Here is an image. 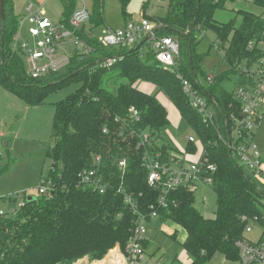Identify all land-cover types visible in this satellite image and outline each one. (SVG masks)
Returning a JSON list of instances; mask_svg holds the SVG:
<instances>
[{
  "label": "trees",
  "instance_id": "16d2710c",
  "mask_svg": "<svg viewBox=\"0 0 264 264\" xmlns=\"http://www.w3.org/2000/svg\"><path fill=\"white\" fill-rule=\"evenodd\" d=\"M120 1L125 6L129 0ZM233 1L169 0L166 15L157 20L161 26L154 30L157 36L177 40L176 72L198 89L208 103H216L222 132H225L224 119L234 103L222 83L235 73V65L246 59H250L247 63L254 61L257 50L248 52L246 48L249 43H256L264 31L263 15L243 10L237 11L241 17L238 26L234 21L217 25L213 18L215 11ZM249 1L264 9V0ZM62 4L67 20L74 11L75 1ZM3 6L0 86L30 107L43 104L52 88L67 81H78L79 88L54 105L52 143L46 157L55 170L54 173L48 170L41 178H50L55 189L49 195L33 196L30 201L26 197L12 214L0 215V264H74L82 258L106 263L121 259L115 247L123 251L132 228V215L122 197L115 193L120 182L117 161L127 158L123 185L142 208L157 198L156 191L145 182L137 139L127 134L130 130L149 132V150L153 153L164 152L167 145L169 150L173 149L166 135L169 125L166 109L155 95L145 93L140 83L162 92L194 131L197 142L187 143L185 151L194 153L204 147L210 161L216 165L211 186L216 195L213 219L205 218L197 211L193 193L180 189L168 196V208L160 212L158 221H169L184 231L181 246L183 254L191 258V264H207L214 256L235 261L234 242L243 230L240 217L256 215L264 209V190L237 163L228 148L217 141L215 128L201 123L200 116L188 105L175 74L158 66L145 43L131 49L101 47L93 33L102 23V0H93L88 25L77 32L89 47V53L73 55L69 66L59 74L32 80L26 75L21 56L11 49L18 25L12 0H3ZM206 31L215 35L217 48L224 53L223 63L230 67L209 86L199 80L200 74L203 80L206 74L200 68L203 56L195 53L199 36ZM112 56L122 58L110 70L98 68L100 61ZM108 71H113L114 77L124 81L114 90H109L107 81L103 80ZM239 83L242 84V79ZM130 107L138 110L140 123L121 125L115 121L125 120ZM96 155H101V174L112 187L103 195L76 186L78 172L90 168ZM148 245L145 243L146 248Z\"/></svg>",
  "mask_w": 264,
  "mask_h": 264
},
{
  "label": "built area",
  "instance_id": "2783aa9c",
  "mask_svg": "<svg viewBox=\"0 0 264 264\" xmlns=\"http://www.w3.org/2000/svg\"><path fill=\"white\" fill-rule=\"evenodd\" d=\"M65 2L69 0H59ZM75 8L69 18L65 20L64 9L59 22H53L42 9V2L28 0L23 18L18 17L17 30L12 37V52H19L23 60L26 75L32 80L47 78L59 74L70 64L72 56L88 54L89 47L78 36L77 32L88 25L90 10L86 0H74ZM161 1V0H157ZM169 1V0H164ZM246 1V0H238ZM27 24L26 34L31 42L22 38L21 28ZM160 26V25H159ZM152 22L141 16L136 21H127L122 28H105L96 36L98 44L103 48L131 49L145 43L154 54L158 66L174 73L181 84V91L187 98L188 105L201 119V123L212 126L216 130L217 141L223 143L233 155L237 163L251 176L255 183L264 190V163L260 151L253 143L252 136L264 123V31L258 41L249 43L247 51L257 50V57L251 63L246 59L242 64L234 67L236 83L230 91L234 103L224 119L225 132L221 130L217 118L216 103H208L206 98L188 80L176 72L179 58V44L175 38L157 36ZM120 56H112L100 61L97 66L103 70H110ZM226 66V70L230 67ZM225 70V71H226ZM221 73L206 74L203 85H211ZM232 76V75H231ZM242 79V84L239 80ZM127 118L116 119L121 125H135L141 118L138 110L130 107ZM106 133L107 130L103 129ZM127 135L137 139L136 146L141 148V165L145 171V182L149 188L157 193L156 200L144 208L140 206L136 197L125 190L123 178L128 165L127 158L117 161L120 182L115 193L122 197L132 215V228L123 251L117 247L124 264H191L187 255L165 263L161 257L155 258L147 251L145 243H149L148 226L152 220L158 221L161 211L168 208V196L180 189L195 193L200 184L212 186L216 165L210 161L204 147L194 153L181 149H167L162 152L149 150L151 136L147 131L135 133L130 130ZM187 143L195 144L193 136L186 137ZM216 145V143L214 144ZM102 157L96 155L90 168H84L77 174L76 186L89 190L91 193L103 195L112 188L109 181L101 174ZM49 170L54 173L55 168ZM55 189L50 178H40V186L36 195H49ZM29 196L23 192L19 197L17 208L21 207L24 199ZM16 208V209H17ZM15 209L11 210V214ZM4 214L0 210V215ZM243 224L241 236L234 242L237 252L235 261H227L221 256H214L207 264H264V209L256 215H242ZM253 228L258 229L255 239L249 240L247 235ZM220 259V261H218ZM101 261V260H99ZM88 258L78 260L75 264H93Z\"/></svg>",
  "mask_w": 264,
  "mask_h": 264
},
{
  "label": "rangeland",
  "instance_id": "374dc122",
  "mask_svg": "<svg viewBox=\"0 0 264 264\" xmlns=\"http://www.w3.org/2000/svg\"><path fill=\"white\" fill-rule=\"evenodd\" d=\"M27 1L12 0L13 14L16 17L23 18V9ZM41 1H43L42 9L46 12V15L53 22H59L63 12L62 2L59 0ZM86 5L91 12L93 0H86ZM168 6L169 1L164 0H129L125 6H122L120 0H102V23L94 30L93 34L98 36L100 31L105 28H122L125 21H136L142 15L147 16L155 27H159L160 22L158 21L166 15ZM238 10L264 16V9L253 5L249 0H234L233 2H227L223 9L216 10L213 18L217 25L234 21L235 26H238L241 22V17L237 14ZM26 28L27 24L25 23L21 28L22 38L30 43L31 39L26 34ZM217 47L218 42L212 32L206 31L199 36L195 53L203 56L200 68L205 74L222 73L226 70L223 63L224 53L222 49ZM17 54L20 56L19 52ZM113 75V71H108L103 79L107 81L105 83L109 90H114L124 82ZM231 75L228 80L222 83V87L229 92L236 83L235 74ZM199 80L202 84L204 83L201 74ZM144 85L139 84L141 89ZM78 88L79 82L76 80H70L55 86L45 96L44 103L32 109V107H26L22 101L13 96L10 90L0 86V131L5 133V140L7 141L3 143V139L0 137V170L2 169L0 171V210L2 212L10 213L11 210L16 209L19 197L23 192H27L30 196H36L37 188L40 186V178L49 170L51 164L46 157V151L52 143L51 123L54 105ZM150 88L151 94L155 95L167 110L169 119V125L166 128L167 135L178 150H185L187 136H193L197 141L194 131L180 117L176 108L162 92H158V89L154 86H150ZM25 109L30 110L29 113ZM171 112L176 121H173ZM255 134L256 138L253 143L264 159V125ZM193 194L195 197L194 206L197 211L205 218L213 219L216 211V195L212 187L200 184ZM162 223L164 222L153 220L149 224L147 251L153 253L155 258L161 257V261L169 263L178 257L184 256L181 242L185 238V233L177 226L174 229L169 221ZM258 232V229L253 228L252 233L247 235V238L249 240L255 239Z\"/></svg>",
  "mask_w": 264,
  "mask_h": 264
},
{
  "label": "crops",
  "instance_id": "0c3cea01",
  "mask_svg": "<svg viewBox=\"0 0 264 264\" xmlns=\"http://www.w3.org/2000/svg\"><path fill=\"white\" fill-rule=\"evenodd\" d=\"M39 1H41V0H39ZM143 16V15H142ZM264 17V16H263ZM127 21H130V20H127ZM127 21H125V22H127ZM125 22H124V24H125ZM156 22V21H155ZM159 25H161L160 23H159ZM140 84H145V83H140ZM151 86V85H150ZM150 86H149V84H145L144 86H143V89L145 90H143L145 93H147V94H151V88H150ZM12 93V92H11ZM13 96H15L17 99H19L20 101H22L19 97H17L14 93L12 94ZM159 101V100H158ZM23 103H24V101H22ZM25 104V106L26 107H28V105L26 104V103H24ZM162 104V103H161ZM162 106H163V104H162ZM30 107V106H29ZM31 108V107H30ZM36 107H32V109H35ZM164 108H165V106H164ZM166 109V108H165ZM25 111H27L28 113H29V111L30 110H28V109H25ZM166 112H167V110H166ZM171 114H172V116H173V121H176V118H175V116L173 115V113L171 112ZM179 114V113H178ZM167 119H168V113H167ZM168 121H169V119H168ZM263 125H264V123H263ZM261 128V127H260ZM259 128V129H260ZM258 129V130H259ZM258 130H257V132H258ZM257 134V133H256ZM256 134L254 133V135L252 136V140L253 141H255V138H256ZM166 135H167V132H166ZM5 133H3L2 131H0V137H1V139H3V143H5V142H7L6 140H5ZM167 137H168V141H169V143H170V145L172 146V148H174V149H176V147H175V145L173 144V142H172V140L169 138V136L167 135ZM15 142V141H14ZM261 157H262V154H261ZM262 160H263V163H264V159L262 158ZM153 221V220H152ZM166 223V222H165ZM162 224H164V223H162ZM170 225H171V223H170ZM171 226H174V229L176 228V226L175 225H171ZM181 229V228H180Z\"/></svg>",
  "mask_w": 264,
  "mask_h": 264
},
{
  "label": "water",
  "instance_id": "95a60500",
  "mask_svg": "<svg viewBox=\"0 0 264 264\" xmlns=\"http://www.w3.org/2000/svg\"><path fill=\"white\" fill-rule=\"evenodd\" d=\"M0 19L2 21V25H1V29L3 28V21H4V6H3V0H0ZM76 73H74L73 75H76ZM33 199V196H27V200L30 201Z\"/></svg>",
  "mask_w": 264,
  "mask_h": 264
},
{
  "label": "bare ground",
  "instance_id": "6f19581e",
  "mask_svg": "<svg viewBox=\"0 0 264 264\" xmlns=\"http://www.w3.org/2000/svg\"><path fill=\"white\" fill-rule=\"evenodd\" d=\"M93 264H124L123 258L121 257V259L118 260H110L106 263H100V262H94Z\"/></svg>",
  "mask_w": 264,
  "mask_h": 264
}]
</instances>
